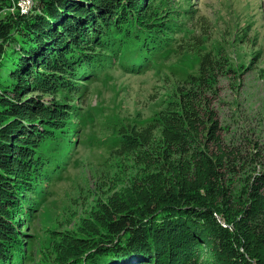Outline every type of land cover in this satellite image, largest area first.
I'll use <instances>...</instances> for the list:
<instances>
[{"label": "trees", "instance_id": "trees-1", "mask_svg": "<svg viewBox=\"0 0 264 264\" xmlns=\"http://www.w3.org/2000/svg\"><path fill=\"white\" fill-rule=\"evenodd\" d=\"M20 2L0 0V264L31 258L23 230L34 209L29 194H41L49 179V143L68 150L73 143L69 93H84L113 54L129 73L150 69L182 26L176 13L150 9L154 0H34L24 12ZM196 28L177 45L199 53L196 71L177 80L147 125L117 132L115 151L133 155L145 175L100 204L83 229L60 234L55 256L40 264H264L256 247L264 236V173L235 196V163L212 98L230 63L203 50L209 22L201 17ZM45 93L60 100L48 103ZM245 196L244 208L234 203Z\"/></svg>", "mask_w": 264, "mask_h": 264}, {"label": "rangeland", "instance_id": "rangeland-1", "mask_svg": "<svg viewBox=\"0 0 264 264\" xmlns=\"http://www.w3.org/2000/svg\"><path fill=\"white\" fill-rule=\"evenodd\" d=\"M33 3L21 0L19 7L27 11ZM150 9L164 17L176 13L182 20L170 50L156 55L153 67L139 73L124 70L113 54L112 62L97 67V75L82 85L84 93H69L76 107L73 143L69 150L49 143V179L43 181L41 194H29L34 209L23 225L25 250L32 253L27 264L53 258L51 248L60 234L83 229L89 222L86 217L98 212L100 204L145 175V167L133 155L115 151L117 132L122 125H147L165 108L177 80L196 71L199 53L180 51L177 45L199 32L201 17L210 24L203 50L226 54L231 68L228 76L219 78L212 98L223 147L235 163V196L264 173V0H154ZM43 96L48 103L60 100L50 93ZM155 135L160 138L159 129ZM248 202L246 196L234 201L240 208ZM257 243L264 256V236Z\"/></svg>", "mask_w": 264, "mask_h": 264}, {"label": "built area", "instance_id": "built-area-1", "mask_svg": "<svg viewBox=\"0 0 264 264\" xmlns=\"http://www.w3.org/2000/svg\"><path fill=\"white\" fill-rule=\"evenodd\" d=\"M24 12V11H23Z\"/></svg>", "mask_w": 264, "mask_h": 264}]
</instances>
